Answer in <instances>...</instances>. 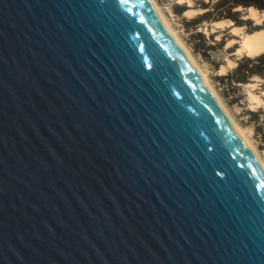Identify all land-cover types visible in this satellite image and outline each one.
Returning a JSON list of instances; mask_svg holds the SVG:
<instances>
[{
  "label": "water",
  "instance_id": "1",
  "mask_svg": "<svg viewBox=\"0 0 264 264\" xmlns=\"http://www.w3.org/2000/svg\"><path fill=\"white\" fill-rule=\"evenodd\" d=\"M0 264H264V166L149 0H0Z\"/></svg>",
  "mask_w": 264,
  "mask_h": 264
},
{
  "label": "rangeland",
  "instance_id": "2",
  "mask_svg": "<svg viewBox=\"0 0 264 264\" xmlns=\"http://www.w3.org/2000/svg\"><path fill=\"white\" fill-rule=\"evenodd\" d=\"M154 1L159 6L164 16L167 18L168 22L181 38L185 46L189 49L197 64L207 74L211 85L264 160V100L263 103L260 104L261 107L252 106L253 104L249 102L250 90H252L254 94L260 96V98L264 97L262 95V91L264 90V79L259 78L258 80H254L251 78L249 82L255 81L256 84L255 87L251 88L247 83L240 84L238 87H231L227 80L222 81L218 78L220 75H225L234 68V66L231 67L228 65L229 59L234 61L237 65L238 60L245 55V53L241 54L237 52L239 48V43H237L238 37L237 40H235L236 37L232 36V27H241L242 35L251 33L249 32V27H247V25H234V22L230 19L229 20L233 22V25L231 24V26L230 22L225 25L224 28H216L213 23L214 21L210 20L203 21L199 24L188 25L186 22L188 19L197 17L199 14L207 10L203 8L202 1L208 2L209 0H185L184 2H181V0ZM215 1L216 0H213L212 3L214 4ZM177 4L186 5L187 9L185 11H191L190 14L193 16H190L185 11L182 14L178 13L176 10ZM239 10H242V19H250L248 17H244L248 12L247 8L244 9L241 7ZM260 12V16L264 15V10ZM229 20L226 19V21ZM263 23L264 20L260 23L253 20L252 25H263ZM198 31H202V33H204L207 45L215 44V48L209 49L206 52V55L201 50L205 39L197 35ZM223 37H225V43L222 46L219 43ZM229 40H234V43H232L231 46L226 47V43ZM234 45H237V47ZM222 65L226 66V72L224 74L219 72L220 68L223 67ZM251 111L254 113H251Z\"/></svg>",
  "mask_w": 264,
  "mask_h": 264
},
{
  "label": "trees",
  "instance_id": "3",
  "mask_svg": "<svg viewBox=\"0 0 264 264\" xmlns=\"http://www.w3.org/2000/svg\"><path fill=\"white\" fill-rule=\"evenodd\" d=\"M213 0H209L208 2L202 1L203 8L207 9L205 12L199 14L197 17H193L192 19H188L187 24H199L203 21H217L223 19H230L234 22V25L243 26L247 25L249 27V32H253L257 29H263V25L253 26L252 19H242V10L237 9V7L241 6L242 8H248L250 6H254L260 11L264 10V0H216L214 4ZM187 9L186 5L177 4L176 10L178 13L182 14ZM197 35L203 37L205 39L204 33L202 31H198ZM213 37V36H212ZM203 43V48L201 50L206 55V52L209 49L215 48V44H206ZM225 37L219 43L220 45H224ZM237 47V45H234ZM254 76H259L264 79V51L255 55L253 57L244 55L237 62V65L229 71L225 75H220L218 78L222 81L227 80L231 87H238L240 84H245L250 81V79ZM251 113H254L251 111Z\"/></svg>",
  "mask_w": 264,
  "mask_h": 264
},
{
  "label": "bare ground",
  "instance_id": "4",
  "mask_svg": "<svg viewBox=\"0 0 264 264\" xmlns=\"http://www.w3.org/2000/svg\"><path fill=\"white\" fill-rule=\"evenodd\" d=\"M149 1L152 3V5L156 9L157 13L160 15V17L165 22V24L168 26V28L172 31V33L174 34V36L178 40V42L181 45V47L183 48V50L186 52V54L189 56V58L191 59V61L193 62V64L197 67V69L199 70V72L203 76L205 82L207 83L209 89L211 90V92L213 93V95L215 96V98L217 99V101L220 103V105L222 106V108L224 109V111L226 112V114L228 115V117L230 118V120L232 121V123L235 125V127L239 130V132L241 133V135L243 136V138L245 139V141L247 142V144L249 145V147L251 148V150L253 151V153L256 155V157L259 159V161L264 166V160H263V158L259 155L257 149L252 144V142L250 141V139L247 136V134L245 133V131L239 126V124L233 118V116L231 115V113L229 112V110L227 109V107L225 106V104L223 103V101L221 100L220 96L218 95V93L215 91V89L211 85V83L209 81V78L207 77V74L197 64V62L195 61L194 57L190 53L189 49L185 46V44L183 43V41L181 40V38L178 36V34L172 28V26L168 22L167 18L164 16V14L161 11V9L159 8V6L155 3L154 0H149ZM184 1L185 0H181V2H184ZM237 9H241V6L237 7ZM247 11L248 12L245 14L244 17H248L250 19L256 20L258 23H260L262 20H264V15L260 16V13L261 12H259L258 9L255 8L254 6L248 7L247 8ZM185 12H187V11H185ZM190 13H191V11L190 12L189 11L187 12V14H189L191 16L192 14H190ZM223 20H226V19H223ZM218 21H214L213 23L215 24V27H219V28H224L227 23H230L231 22L230 20L229 21H222V22H218ZM241 31H242V28H234L233 29V33H240ZM232 43H234V40L228 41L226 43V47L231 46ZM263 51H264V29L254 31L252 33H247L245 35L243 34V37L241 39V47H240V49H238V53H241V54L242 53H246L245 55L250 56V57H253V56H255V55H257V54H259V53H261ZM228 65L231 66V67H233V66L235 67L236 63L234 61H232V60L229 59L228 60ZM219 72L221 74H224L226 72V66H223L222 68H220ZM259 78H260L259 76L252 77V79H254V80H258ZM247 84L251 88L252 87H255V85H256L255 84V81H251V82H249ZM262 95L264 96V90L262 91ZM249 99H250L249 102H251L253 104V105L252 104H250V105L257 107V106H260L261 103H263L264 97L263 98H260V96L254 94L252 92V90H250L249 91Z\"/></svg>",
  "mask_w": 264,
  "mask_h": 264
},
{
  "label": "crops",
  "instance_id": "5",
  "mask_svg": "<svg viewBox=\"0 0 264 264\" xmlns=\"http://www.w3.org/2000/svg\"><path fill=\"white\" fill-rule=\"evenodd\" d=\"M258 11H259V10H258ZM259 12H260V11H259ZM222 21H226V20H221V21H218V22H222ZM232 23H233V22L231 21L230 25H231ZM227 24H229V23H227ZM227 24H226V25H227ZM230 25H229V26H230ZM232 25H233V24H232ZM232 25H231V26H232ZM216 26H217V25H216ZM216 28H219V27H216ZM235 28H241V27H235ZM233 29H234V28L232 27V29H231V31H232V36H233V37H238V38H240V42H239L240 45H239V48H238V49H240V47H241V39H242V37H243V35H242V31H241L240 33H233ZM244 35H245V34H244ZM229 41H230V40H229ZM237 52H238V50H237ZM245 54H246V53H245ZM257 55H258V54H257Z\"/></svg>",
  "mask_w": 264,
  "mask_h": 264
}]
</instances>
